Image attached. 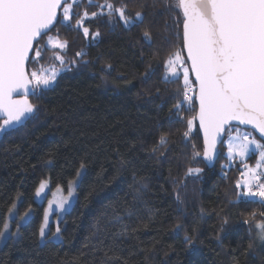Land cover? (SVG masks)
<instances>
[{
    "label": "trees",
    "instance_id": "obj_1",
    "mask_svg": "<svg viewBox=\"0 0 264 264\" xmlns=\"http://www.w3.org/2000/svg\"><path fill=\"white\" fill-rule=\"evenodd\" d=\"M113 2L119 6L120 0ZM124 2L129 15L145 14L144 25L131 31L112 29L107 17H97L85 25L90 33L100 31L95 42L57 25L60 39L69 45L62 54L66 61L77 62L39 98L29 97L39 108L34 118L0 136V230L13 203L19 213L12 219L14 235L0 246V264H264V244L255 240L254 249L248 250L255 233L250 237L242 222L247 213L264 209L229 203L236 199L231 191L242 165L235 161L222 168L225 145L214 166L196 163L201 158H194V152H202L203 145L196 121L189 136L183 135L187 119L197 112L196 102L190 110L185 104L179 117L174 114L183 80L164 82L161 61L182 46L177 38L182 24H176L182 15L177 17L164 0ZM101 3L95 0L89 6L83 0L76 10L91 13ZM144 28L152 33L151 46L142 39ZM49 34L56 36L57 31ZM56 51L47 47L31 68L53 64ZM78 51L87 53V64L75 56ZM149 71L154 75L146 78ZM161 135L169 142L153 154ZM81 162L87 163V170L79 178L73 206L61 219L63 242L45 246L38 230L46 201H37L35 190L44 179L52 188L67 189ZM189 167L203 169L199 178L186 177ZM29 208L30 216L21 221ZM225 215L230 226L220 232ZM98 219L102 224L113 221L115 227L93 236ZM178 223L182 230L177 232ZM186 235L194 238L195 247L185 243ZM109 247L120 260L104 256Z\"/></svg>",
    "mask_w": 264,
    "mask_h": 264
},
{
    "label": "snow or ice",
    "instance_id": "obj_2",
    "mask_svg": "<svg viewBox=\"0 0 264 264\" xmlns=\"http://www.w3.org/2000/svg\"><path fill=\"white\" fill-rule=\"evenodd\" d=\"M164 2L169 10L176 11L177 17L182 15V20L178 18L176 21L178 27L182 24V34L177 33L182 46L178 50L169 51L167 57L161 61L164 69L163 80L166 83H176L181 74L183 76L182 90L177 92L182 98L174 105V114L178 117L185 104L190 110L198 101V112L187 119V131L183 133L188 137L193 130L194 121L198 119L199 127L203 130V145L202 152H194V158H201L195 162L212 165L221 154L217 145L226 144L227 159H238L244 168L240 173L241 179L235 181L231 191L236 199L229 203H243L245 206L258 204L264 209V0ZM82 3L83 0H0V136L11 134L29 118H34L39 108L30 102L29 95L39 98L45 89H49L56 82L59 73L54 66L34 69L31 65L43 59V52L47 51L48 45L52 49L66 52L68 41L60 39L57 25L67 31L82 32L84 38L90 37V42H95L101 33L99 30L90 33L89 27L85 25L97 17H107L106 22L112 29L120 26L131 31L144 25L145 14L138 11L129 15L128 4L124 0H120L119 6L113 0H103V3L96 5L98 11L91 13L86 9L82 12L76 10ZM94 3L95 0H88L89 6ZM54 29L57 35L49 36V32ZM45 36L48 39L42 46L41 41ZM142 39L151 46L152 33L148 28L143 29ZM61 51H56L53 58L62 68L66 63L77 62L66 61ZM86 55L84 51L75 53L84 64L88 63L83 59ZM152 75L154 71L145 73L146 78ZM190 76L194 79H190ZM239 125L251 126L261 139H257L250 131H241ZM233 130L235 135H232ZM168 142V137L161 135L157 145L152 148V153L155 154ZM255 153H258L259 158L251 166L246 161ZM86 170L87 163L81 162L76 173L77 180L69 181L67 196L48 202L38 230L40 241L45 246L53 240L57 243L63 242L59 223L56 224L55 232H52L49 217L50 214H56L55 209L67 211L66 205H70L74 188L79 187V178ZM202 171L198 167H189L185 175L199 178ZM46 189L48 182L40 181L35 197L40 200L47 199ZM134 190L140 193L139 187ZM57 191L61 192L63 189L58 187ZM177 199H180L179 195ZM14 209L15 203L8 208V215L13 219L19 215ZM31 212L32 209L29 208L20 220L27 219ZM127 216L130 220L132 213L128 212ZM114 219L123 223L119 216ZM242 222L248 225L250 237L255 233L248 250L254 249L255 240L264 244V210L247 213V218ZM229 226L230 218L225 215L219 231L226 232ZM112 227H115L113 221L102 224L98 219L97 231L93 236L98 237L101 232ZM18 230L19 224L16 234ZM136 230L132 229L133 232ZM180 230L182 226L178 223L175 231ZM124 231H128L127 225H124ZM12 235L14 234L5 222L3 230H0V240H7ZM216 239L221 240L219 234ZM185 243L195 247L192 236L186 235ZM110 252L113 253L112 256L109 255ZM104 256L109 260L121 259L111 247L104 252ZM122 264H127V260H123Z\"/></svg>",
    "mask_w": 264,
    "mask_h": 264
},
{
    "label": "rangeland",
    "instance_id": "obj_3",
    "mask_svg": "<svg viewBox=\"0 0 264 264\" xmlns=\"http://www.w3.org/2000/svg\"><path fill=\"white\" fill-rule=\"evenodd\" d=\"M49 36H55V35H53V34H49ZM47 39H48V36H46V37L41 41V45H42V46L45 45ZM61 40H62V39H61ZM47 47H50V48H51L50 45H48ZM58 51H61V50H58ZM54 53H55V52H54ZM54 53H53V56H54ZM61 54H62V51H61ZM65 60H66V59H65ZM69 64H70V63H66V64L63 66V68H62V67L60 66L59 62L55 60V61L53 62V64L48 65V66H46L45 68L47 69V68H51V67L54 66V67L56 68L57 72L60 74V73L63 72L64 70L70 68V65H69ZM57 77H58V76H57ZM180 78L183 80V76H182V74H181ZM190 79H193V77L190 76ZM53 85H54V84H53ZM53 85H52V86H53ZM239 128H240L241 131H250V132H252V134H253L257 139H260V138H259V137H258L253 131H251V130H249V129H244V128H242V127H239ZM235 134H236V132H235V130H233L232 135H235ZM226 140H227V136H226V138H225V141H226ZM225 146H226V149H225V156H226V159H225V161L223 162V166H224L225 168H229V167H231V166L234 164L235 161H239V160L237 159V160H234V161H229V160L227 159V145L225 144ZM258 158H259L258 153H255V154H253V155L251 156V158L247 159L246 162H247L249 165L254 166ZM241 168H242V171H244L243 165H242ZM242 171H241V172H242ZM239 179H241V176H240ZM44 180L48 182V189H46V192H47V199L40 200V199H38V198H36V197H35V199H36L37 201H39V202H44V201H46V207H45V210H46V209L48 208V202H49L50 200H52V201H57V200H59L62 196H67V193H68V187H67V189H65V188L62 187V186H58L59 188L63 189V191L58 192V191H57V188H58V187L52 188V187H51V184H50V181L47 180V179H44ZM74 180H77V177H76ZM49 189H50V190H49ZM75 200H76V187L74 188V197L71 198V203H70V205H66V209H67V211L71 209V207L73 206ZM53 207H54V209H55V205H53ZM14 211H17V203H16V209H14ZM67 211H63V212H61V211H59L58 209H55V213H56V214H50L49 219H50V226H51V230H52V232H55V228H56V224H57V223H59V225H60V227H61V219H62V217L64 216V214H65ZM12 219H13V218H12V217H9V215H8V216H7V221H6V223H8V225H9V228H10L11 233H13V232H12ZM24 221H25V220H24ZM4 242H5V240H0V246H1Z\"/></svg>",
    "mask_w": 264,
    "mask_h": 264
},
{
    "label": "water",
    "instance_id": "obj_4",
    "mask_svg": "<svg viewBox=\"0 0 264 264\" xmlns=\"http://www.w3.org/2000/svg\"><path fill=\"white\" fill-rule=\"evenodd\" d=\"M192 77H193V76H192ZM193 79H194V77H193ZM29 97H31V94L29 95ZM29 97H28V98H29ZM14 98H18V97H14ZM196 105H197V112H198V101L196 102ZM196 123H197V125H198L199 131H200L201 136H202V139H203V130L200 129V127H199V121H198V119L196 120ZM233 124H238V122H233ZM239 127H242V128H244V129H249V130L253 131V132H254V133H255V134L261 139L259 133H258L255 129H252L251 126L239 125ZM225 136H226V133L224 134V139H225ZM220 146H221V145H219V144L217 145V147H218L219 150H220ZM216 161H217V160H216ZM216 161H215L212 165H208V166H210V167L214 166L215 163H216Z\"/></svg>",
    "mask_w": 264,
    "mask_h": 264
}]
</instances>
